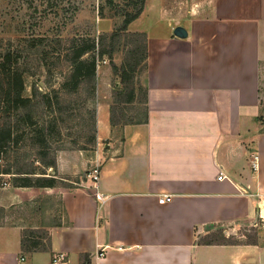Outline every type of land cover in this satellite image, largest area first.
I'll list each match as a JSON object with an SVG mask.
<instances>
[{
    "label": "crops",
    "instance_id": "0c3cea01",
    "mask_svg": "<svg viewBox=\"0 0 264 264\" xmlns=\"http://www.w3.org/2000/svg\"><path fill=\"white\" fill-rule=\"evenodd\" d=\"M128 31L147 35L135 86L145 117L111 122L123 83L99 68L105 149L61 150L56 168L28 174L56 186L0 188V207L53 198L62 207L32 226L48 231L46 250L25 251V227L0 224V264H264V230L255 240L246 232L264 225V0L147 1ZM96 165L97 185L86 173ZM215 231L226 240L205 239Z\"/></svg>",
    "mask_w": 264,
    "mask_h": 264
},
{
    "label": "rangeland",
    "instance_id": "374dc122",
    "mask_svg": "<svg viewBox=\"0 0 264 264\" xmlns=\"http://www.w3.org/2000/svg\"><path fill=\"white\" fill-rule=\"evenodd\" d=\"M147 1L155 3L156 0ZM98 7L99 0H0V54L8 49L15 53L25 81L23 94L32 97L29 106L11 113L6 112L0 102V128L10 122L16 139L0 151V188H12L14 178L28 172H46L45 163L61 150L77 149L87 155H96L97 151L105 149L107 141H102L100 148L97 145V79L94 97L87 84L75 91L62 86L71 69L64 57L70 44L68 39L89 34L96 37L102 33L109 35L121 24L120 16L101 18ZM131 33L121 32L114 41L110 37L105 40L108 48L115 47L113 60L120 69L130 56L129 50L144 43V38ZM104 66L113 68L108 55L98 60L97 71ZM143 72V68L139 70L134 86L137 78L141 80ZM120 78L121 71L114 73L113 87L116 88ZM131 85L128 83L123 87ZM138 96L139 101L134 104H113L117 121L143 120L146 112L143 88ZM28 114L32 115L35 124L28 123ZM39 130H43L42 141ZM4 169H10L12 173H3ZM90 170L86 173L90 174ZM45 195L38 199H48ZM36 200L4 207V212H0V224H21L25 227L23 234H30L27 237L37 242L34 248L42 249L49 244L48 231L32 226L58 219L62 207L56 198L44 201L43 207ZM259 227L264 230L261 224L246 231L248 240L258 237ZM232 236L228 240H233ZM205 239L226 240L217 231Z\"/></svg>",
    "mask_w": 264,
    "mask_h": 264
},
{
    "label": "trees",
    "instance_id": "16d2710c",
    "mask_svg": "<svg viewBox=\"0 0 264 264\" xmlns=\"http://www.w3.org/2000/svg\"><path fill=\"white\" fill-rule=\"evenodd\" d=\"M147 0H99V16L101 18H114L115 16L122 17L121 24L112 31L111 34L102 33L98 37L92 35H80L72 37L69 40L70 44L67 48V53L64 57L71 66L70 72L63 82V88L70 91L77 90L82 84H87L91 87L93 97L96 92V79H97V62L102 60L105 55H108L112 63L113 70L116 74L121 71V82L123 86L128 83L130 87H123L122 89H115V103H134L138 100V95L134 86L135 77L139 70L147 67L148 45L147 35L144 32H132V35L144 38L143 45L138 48L129 50V58H127L121 66V69L115 64L113 54L115 47L111 45L107 47L105 40L110 37L114 41L121 32L130 33L128 26L131 22L136 20L145 10ZM110 13H107V12ZM15 53L8 49L6 52L0 54V102L4 106L6 112L11 113L17 111L21 107H27L32 102V97L23 94L25 90V81L23 72L17 66L18 61L15 58ZM140 89H142L140 87ZM44 97H47L44 96ZM48 99V98H47ZM146 92H144V102H146ZM111 122L116 124L117 116L114 107L111 109ZM29 124H35L32 115L28 114L27 117ZM39 134L44 140L43 130H39ZM14 126L7 122L0 128V151L3 150L7 144L15 142ZM46 166L56 167L55 158L47 161ZM3 173H12L10 169H4ZM46 172H42L45 174ZM30 174L36 172H28L27 175L14 178L13 185L16 187H53L59 184V179L55 177L37 176L31 177ZM5 208L0 207V212H4ZM30 236L24 234L22 239V246L25 251L46 250L35 249L37 242L32 241Z\"/></svg>",
    "mask_w": 264,
    "mask_h": 264
},
{
    "label": "built area",
    "instance_id": "2783aa9c",
    "mask_svg": "<svg viewBox=\"0 0 264 264\" xmlns=\"http://www.w3.org/2000/svg\"><path fill=\"white\" fill-rule=\"evenodd\" d=\"M89 176L93 179L94 183L97 185L99 182V177H100V169L99 165H96L95 168L93 169L92 173L89 174ZM222 177V176H220ZM98 198L101 199L102 201L104 198L101 196L100 193L97 194ZM165 201V197L161 198L159 202L163 203ZM104 255V251L101 250L98 252V257H102ZM64 258V254H60L58 257L55 258V263L59 261L60 259Z\"/></svg>",
    "mask_w": 264,
    "mask_h": 264
},
{
    "label": "water",
    "instance_id": "95a60500",
    "mask_svg": "<svg viewBox=\"0 0 264 264\" xmlns=\"http://www.w3.org/2000/svg\"><path fill=\"white\" fill-rule=\"evenodd\" d=\"M174 34L179 36V37H186L188 32L183 26L179 25V26L175 27Z\"/></svg>",
    "mask_w": 264,
    "mask_h": 264
}]
</instances>
